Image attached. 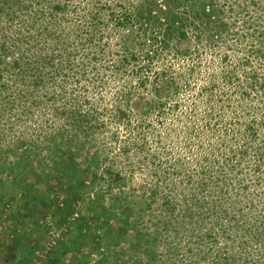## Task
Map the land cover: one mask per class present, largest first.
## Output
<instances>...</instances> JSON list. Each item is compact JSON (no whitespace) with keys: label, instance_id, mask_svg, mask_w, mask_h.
Segmentation results:
<instances>
[{"label":"trees","instance_id":"1","mask_svg":"<svg viewBox=\"0 0 264 264\" xmlns=\"http://www.w3.org/2000/svg\"><path fill=\"white\" fill-rule=\"evenodd\" d=\"M0 178L8 262L264 264V0H0Z\"/></svg>","mask_w":264,"mask_h":264},{"label":"rangeland","instance_id":"2","mask_svg":"<svg viewBox=\"0 0 264 264\" xmlns=\"http://www.w3.org/2000/svg\"><path fill=\"white\" fill-rule=\"evenodd\" d=\"M137 177L139 178L140 175L137 174ZM137 178V179H138ZM12 178H0V184H2L3 182H7L8 180H11ZM13 183H8V187L13 188ZM10 210H8L7 212H0V264H20L19 262H21L22 264H26L24 262L25 258H28V263L27 264H48V258L49 256L52 254L53 251H55L54 249H56V247L59 245V239L62 238L63 236H65V234L67 233V226L64 225L61 222V218L60 216L57 215H52L48 214L47 218H43V216H38L39 212H36V217L38 219V226L34 223L31 224V226L34 227H38L35 231V235L37 240L40 242L39 247L32 249V252L29 251V247L28 245L25 246L23 249L19 250V254L20 256L14 261V262H8L7 259V254L9 255L8 252V248L10 246V244L12 243V235H15V230H18V222H17V216H15L14 210L11 212H9ZM43 213V212H42ZM10 216V219H9ZM57 234L55 235L57 238V244L55 246L52 247V249L47 253L46 250V246H47V242L50 239V237L52 236L51 234ZM28 236V233L25 232ZM29 237V236H28ZM52 239V237H51ZM50 239V240H51ZM95 257H97V255L95 254ZM94 258V257H93ZM70 257H66L64 259V262L66 264L70 263ZM94 263V259H92V261L89 264H93Z\"/></svg>","mask_w":264,"mask_h":264},{"label":"built area","instance_id":"3","mask_svg":"<svg viewBox=\"0 0 264 264\" xmlns=\"http://www.w3.org/2000/svg\"><path fill=\"white\" fill-rule=\"evenodd\" d=\"M76 216H78V213H75L72 218H75ZM51 235H52L51 236L52 239L50 237L51 240L50 239L48 240L46 250H45V251H47V253L52 249L53 246H55L57 244V238L55 236L57 234H55V232H54V234H51Z\"/></svg>","mask_w":264,"mask_h":264}]
</instances>
